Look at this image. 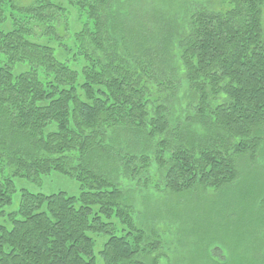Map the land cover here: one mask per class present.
I'll return each mask as SVG.
<instances>
[{
    "label": "trees",
    "instance_id": "trees-1",
    "mask_svg": "<svg viewBox=\"0 0 264 264\" xmlns=\"http://www.w3.org/2000/svg\"><path fill=\"white\" fill-rule=\"evenodd\" d=\"M0 166V264L264 256V0H0Z\"/></svg>",
    "mask_w": 264,
    "mask_h": 264
},
{
    "label": "rangeland",
    "instance_id": "rangeland-1",
    "mask_svg": "<svg viewBox=\"0 0 264 264\" xmlns=\"http://www.w3.org/2000/svg\"><path fill=\"white\" fill-rule=\"evenodd\" d=\"M73 19L75 20V15H73ZM74 29H77L80 27L79 22L75 21L73 22ZM57 56L59 59L63 60L70 56V53H60L57 51ZM1 168V166H0ZM2 176H5V171L0 169V179ZM14 186L16 189V192L12 195V204L8 208H5V212H9L11 210H15L19 203V189H25L30 192H42L45 194H50L53 192H57L58 190L64 191L69 195H77L80 192V187L78 182H76L74 179L70 178L67 175L60 174L57 172H53L49 176H43L41 177L40 184H37L33 181H30L26 178H14ZM3 221V218H1V222ZM263 230V226H259ZM211 232L215 234H220L223 232V229H212ZM264 234V230L262 231ZM102 242L106 239L105 236H101ZM193 239L195 241H198L197 234H194ZM208 239H205V242ZM212 240V239H211ZM216 241V240H213ZM96 245V251L100 248L101 243ZM221 246L220 243L216 244H210L207 245L206 248V255H207V262L208 264H261L264 263V256L262 253L259 252V246L263 245L261 242L256 243V248H253L251 250V258L249 255H246L244 253H241L242 251L240 248L236 250L229 251L228 249H225L224 247H221L223 249L224 254L227 257V262L221 263L216 259V255L212 254V250L214 247ZM235 248V247H234ZM200 249V248H199ZM199 249L196 245L194 248L193 253H186L187 257H182V249L178 248L177 252H174L172 250H168L166 247H162L161 250H158V256H161L159 259V264H191L193 261L194 264H196L197 258L199 256ZM222 252V254H223ZM216 257V258H214ZM260 261V263H259ZM101 264V261L98 262ZM203 264V263H200Z\"/></svg>",
    "mask_w": 264,
    "mask_h": 264
},
{
    "label": "water",
    "instance_id": "water-1",
    "mask_svg": "<svg viewBox=\"0 0 264 264\" xmlns=\"http://www.w3.org/2000/svg\"><path fill=\"white\" fill-rule=\"evenodd\" d=\"M212 254L218 256L220 259H224V257L222 256V252L218 247H214V249L212 250Z\"/></svg>",
    "mask_w": 264,
    "mask_h": 264
}]
</instances>
